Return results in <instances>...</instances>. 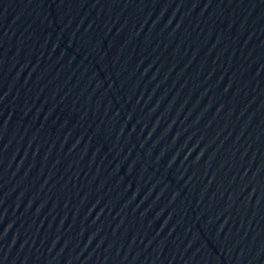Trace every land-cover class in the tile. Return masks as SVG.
Instances as JSON below:
<instances>
[{
	"label": "water",
	"instance_id": "water-1",
	"mask_svg": "<svg viewBox=\"0 0 264 264\" xmlns=\"http://www.w3.org/2000/svg\"><path fill=\"white\" fill-rule=\"evenodd\" d=\"M62 264H264V0H90Z\"/></svg>",
	"mask_w": 264,
	"mask_h": 264
}]
</instances>
